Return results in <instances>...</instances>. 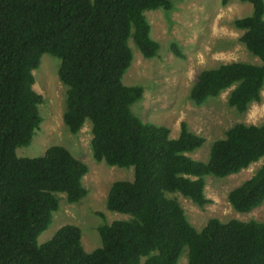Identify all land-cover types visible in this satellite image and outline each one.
Here are the masks:
<instances>
[{
	"label": "trees",
	"instance_id": "16d2710c",
	"mask_svg": "<svg viewBox=\"0 0 264 264\" xmlns=\"http://www.w3.org/2000/svg\"><path fill=\"white\" fill-rule=\"evenodd\" d=\"M229 0H222L225 5ZM253 14L235 20L240 42L261 65L232 63L202 71L190 99L201 106L235 85L228 104L247 111L260 101L264 86V0H240ZM170 11V0H0V264H264V225L210 219L198 232L179 203V193L199 206L210 204L204 177L225 178L264 158V124H235L214 142L206 163L186 154L204 144L181 124L179 138L144 123L132 112L141 87L123 84L132 62L128 40L145 58L158 55L144 13ZM172 50L181 55L176 45ZM44 54L60 59V81L67 86L64 123L77 134L89 121L96 161L134 168L132 182L113 183L107 208L130 216L98 229L102 246L82 247L81 230L65 225L43 245L38 238L58 211L57 194L70 204L87 194L88 167L68 149L52 146L39 158H20L42 118V96L33 90L34 71ZM238 212L264 202V163L228 193Z\"/></svg>",
	"mask_w": 264,
	"mask_h": 264
},
{
	"label": "rangeland",
	"instance_id": "374dc122",
	"mask_svg": "<svg viewBox=\"0 0 264 264\" xmlns=\"http://www.w3.org/2000/svg\"><path fill=\"white\" fill-rule=\"evenodd\" d=\"M172 9L150 10L144 13L150 26V37L159 45L158 55L145 58L133 39L128 40L132 62L123 77V84L141 87L143 96L132 106V112L144 123L169 130V138L177 139L181 124L194 135L202 137L204 144L186 155L194 161L206 163L215 141L224 139L226 131L235 124H264V86L260 101L252 102L241 113L228 104L235 85L222 91L217 97L195 105L190 92L199 74L222 65L245 63L260 66L261 60L240 42L243 34L235 26V20L253 14V6L240 0H170ZM176 45L181 55L172 46ZM60 59L44 54L34 71L33 90L42 96L38 106L42 122L34 133L32 143L16 150L20 158L42 157L52 146H62L88 167L82 180L86 196L78 203L70 204L65 194H57L59 209L53 213L50 227L38 238V245L53 239L65 225H75L81 230L82 247L92 253L102 246L98 229L115 221L129 220L130 216L112 212L107 208V197L113 183L132 182L134 168L110 166L96 161L93 156L92 125L87 121L83 128L72 134L64 123L67 86L59 79ZM264 158L237 174L225 178L212 175L204 177V194L210 204L199 206L179 193H167L184 210L188 222L198 232L210 219L222 223L238 221L264 225V202L258 208L241 213L233 209L228 193L252 177L263 165ZM178 264H188V249L182 252Z\"/></svg>",
	"mask_w": 264,
	"mask_h": 264
}]
</instances>
